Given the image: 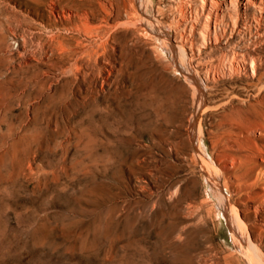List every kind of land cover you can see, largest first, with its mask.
<instances>
[{
	"label": "rangeland",
	"instance_id": "374dc122",
	"mask_svg": "<svg viewBox=\"0 0 264 264\" xmlns=\"http://www.w3.org/2000/svg\"><path fill=\"white\" fill-rule=\"evenodd\" d=\"M235 3L0 0V264H251L200 156L219 160L224 92L256 86L246 63L264 74V9Z\"/></svg>",
	"mask_w": 264,
	"mask_h": 264
},
{
	"label": "bare ground",
	"instance_id": "6f19581e",
	"mask_svg": "<svg viewBox=\"0 0 264 264\" xmlns=\"http://www.w3.org/2000/svg\"><path fill=\"white\" fill-rule=\"evenodd\" d=\"M235 2L238 5H240L242 8L249 7V6H252V5H257L261 9H264V0H235ZM217 4H218V0H203V5L205 6V8L208 11L211 10V9H214L215 7H217ZM194 6H196V5H194ZM86 10L84 12L82 11V13L80 14V19L83 20V21L84 20L86 21L87 18H88V14L89 13H87L88 11L86 12ZM79 11H81V10H79ZM66 17L67 16H65V18ZM182 18H184V17H182ZM212 19L213 18H211V20ZM254 21H256V19ZM209 22H211V21H209ZM135 24H137V23H135ZM148 25H149V23H148ZM204 29H206V28L204 27ZM213 29L211 30V26H208V28L204 31L203 35L200 34L201 32L200 33L198 32V33H199V35L205 37L206 40L208 39L209 42L211 41V42L215 43L218 40L219 36L217 37V35H216V33H215V31ZM156 34H158V33L156 32ZM82 36H83V34H82ZM108 37H110V36H108ZM203 37H202V39H203ZM178 41H180V40H178ZM52 42H54V40ZM190 44H189V46H190ZM59 46L61 47L60 43H59ZM182 46H183V44H182ZM177 48H179V47H177ZM180 48H181V46H180ZM183 48H184V46H183ZM183 48L180 51V53L183 51ZM177 50H179V49H177ZM83 51H85V50H83ZM184 52H185V50H184ZM182 54H183V52H182ZM182 57H185V55L182 56ZM232 57L233 58L231 59L230 62H228V65H226V67H225V64H224L225 69L223 67V70H222V66L223 65H222V63L220 64L221 61L219 62V64L213 65V67H211V73H210L211 76L210 77H211L212 80L214 79V76L216 75V71L218 69H220V71H222L223 74L228 75L229 77L230 76L231 77L232 76H236V77L239 76V74H240V70L239 69L240 68L238 69V65H236V63L238 61H236V58H234L233 55H232ZM74 64H75V62H74ZM247 64L249 65V70H250L249 77L250 78H254L257 81L254 84L256 86L254 87V89H252L250 91L247 88H244V86H243V88L247 89L248 91L243 89L247 93L242 95V96L240 94L235 93L236 89L230 88L231 89L230 91L226 90V92H224L226 96H225V98H223L222 104L219 105V110L220 111L217 112V114H216L217 115V119L215 118L216 121L214 122V128L216 129V133H215V139L214 138L213 139L215 140V146H218V147L221 148L220 149L221 153H219L220 155L217 153L219 155V160L217 159L218 161H216V163L218 165L216 163H214V161L216 159V156H215V159H213V157L207 151H205L203 149H200V156L202 157V162H203V165H204L203 169H205V170L202 171L204 173L203 175L205 177H207V178H208V176H210L208 179L206 178V180H212V184H213V187H211L212 194L217 196L218 205H221V207H223V210L225 212L224 216H225V218L227 217L229 219L228 221L230 222L231 227H233L232 229L230 228V230H231L232 239H233V241L235 243V247L238 248L239 251H240V252H238L236 250L237 253L240 254L241 256L245 257L249 261V263H251V264H264V258L259 254L258 247L255 245V243L253 241V236H252V234L249 231L250 227H248L247 226L248 223L246 224L244 222V220H243L244 217L251 216L252 214H254L255 216L261 214V218H263L261 221L264 222V102L259 97L261 94H264V83L262 82V80L264 78V74H261V73L256 71L252 61L247 62L246 65ZM75 70H76V68H75ZM243 72L246 73L245 68H243ZM76 73H78V72H76ZM92 75H93V73H92ZM209 80H210V78H209ZM202 87H204V86L202 85ZM243 93H245V92H243ZM194 95H195L194 98L196 100L199 99V100H197V101H199L198 102V106H197V110L201 111V108H203L202 105L204 103L202 96L204 94H203L202 91H200L197 88L196 94H194ZM252 101H253V103H252ZM205 102H207V101H205ZM193 122H194V119L192 120V123ZM197 123H198L197 126H196L197 127V134L200 135V122L198 121ZM198 139H200V137H198ZM215 146L213 145V147H215ZM202 153L204 155L209 156V158L203 157L204 155L202 156ZM227 161H229L228 164L230 166L229 167L230 170H228V171H230L231 174L222 172V170L220 168L222 166L228 165L226 163ZM237 170L241 171L240 174H236ZM219 177L221 179H224V180L225 179L229 180L231 185H232V187L235 188L236 190L235 189L234 190L237 191V192H235L234 195L232 194V195H229V196H224L223 192H221L222 186H221V188L218 186L219 185L218 184L219 180L217 181V178H219ZM224 187H226L225 183H224ZM228 187H229V185H228ZM193 212H194V210H193ZM255 224H256V222H255ZM256 233H257L258 237L262 241V239H264V224L261 223L260 226H256Z\"/></svg>",
	"mask_w": 264,
	"mask_h": 264
}]
</instances>
